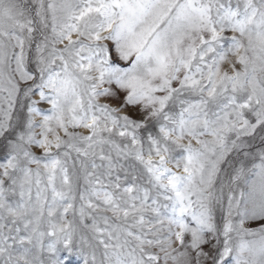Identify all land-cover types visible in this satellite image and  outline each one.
<instances>
[{
    "label": "snow or ice",
    "instance_id": "1",
    "mask_svg": "<svg viewBox=\"0 0 264 264\" xmlns=\"http://www.w3.org/2000/svg\"><path fill=\"white\" fill-rule=\"evenodd\" d=\"M264 264V0H0V264Z\"/></svg>",
    "mask_w": 264,
    "mask_h": 264
},
{
    "label": "rangeland",
    "instance_id": "2",
    "mask_svg": "<svg viewBox=\"0 0 264 264\" xmlns=\"http://www.w3.org/2000/svg\"><path fill=\"white\" fill-rule=\"evenodd\" d=\"M73 264H75V259H73Z\"/></svg>",
    "mask_w": 264,
    "mask_h": 264
}]
</instances>
